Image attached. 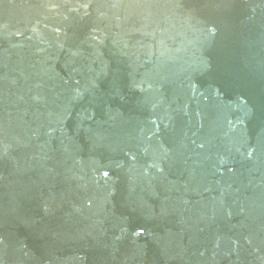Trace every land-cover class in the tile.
<instances>
[{
    "label": "bare ground",
    "instance_id": "obj_1",
    "mask_svg": "<svg viewBox=\"0 0 264 264\" xmlns=\"http://www.w3.org/2000/svg\"><path fill=\"white\" fill-rule=\"evenodd\" d=\"M190 1L193 3L197 0ZM244 3L247 6L241 13L252 14V21L240 28L222 22V32L216 38L213 37L214 40L194 41L195 48L198 44H206V51L201 57L206 59L204 64L209 71L220 74L223 85L210 87L211 76L208 72L199 77L194 71H186L193 57L190 58L185 42L193 38L197 27H188V22H184L180 25L182 29L174 34L180 38L170 46L162 45L163 51L166 48L170 50L171 56L167 57L173 60L175 72L189 73V80L192 76L201 79L199 89L190 88L182 92L180 87L175 90L170 88L161 95L160 104L151 110V114L145 109L149 104L142 101L125 108V112L117 111L114 115L118 118L108 122L98 118L92 120L86 114H76L78 119L72 121L71 115H65L70 123L55 129L56 132L35 136L27 125L23 133H11L5 140L0 137V155L4 149L11 150L10 155L17 152L12 158L0 157V207L8 208L6 198L16 202V198L25 197L22 204L28 214L33 200L42 196L44 203L42 206L37 205L41 210L56 208L58 202L60 207L68 209L70 223L81 233L77 235L73 228H67L65 218L63 223L61 219L68 214L55 216L56 228L53 226L54 221H50L46 229L47 237L43 235L41 227L33 231V239H43V245L38 240L29 244L26 226H0V264H151L156 256L158 264H264V194L261 191V187H264V0H244ZM148 13L150 17H156L150 18V23L162 25L155 12L149 9ZM113 15L108 19H113L110 26L100 18L91 23L97 39V33L103 32V27H113ZM32 17L37 19L39 15L34 12ZM192 17L196 19L198 16ZM226 18V21L230 20ZM36 30L35 33L34 29L26 32L27 37L34 36L32 42L35 46L31 43L29 47H24L26 43L8 46L10 59H4L0 54V75L7 72L10 64L11 68L21 66L23 70L16 76L7 75L4 82L16 81L18 87L8 88L6 96L12 99L14 106L0 116L18 120L26 111L31 113L29 118L36 121L40 116H45L46 106L43 107L37 98L42 93L56 99V104H61L63 109L83 110L85 107L91 114L95 110L94 103L83 100L92 99L95 92L99 94L97 87H85L80 81L84 92L94 95L88 94V98L70 91L66 96L65 93L59 94L56 83H37L33 78L52 68L61 72L60 66L65 67L62 72L67 73L70 63L75 61H78L75 63L83 71L103 79L105 95L113 91L112 87L121 93L126 91L127 84L131 85L124 72L108 73L103 64L99 62L97 65L94 56H91L93 50H88L89 47H75L49 40L44 37V29ZM18 32L25 34L22 30ZM120 32H116V36ZM140 40L137 43L149 53V58L156 57L150 47L154 42ZM126 45L123 37H119L114 44L107 45V50L110 53V46H113L117 51L115 57L130 59L145 69L164 66V62L153 59L137 61L134 54L127 52ZM218 47L221 49L217 50ZM53 57H59L60 60L55 63L60 66L53 63ZM83 71L78 70V73ZM164 79L169 82L174 80L169 75ZM52 80L56 81V78ZM25 85L28 87L25 88ZM161 90H140L139 96L161 93ZM195 91L199 92L194 94ZM177 94L180 95L177 97ZM218 94L227 95V100L217 99ZM78 98L80 101L76 104L63 105L66 101L70 103ZM96 105L100 109L105 106L100 102ZM154 117L156 122L152 121ZM169 117H173L176 127H179L176 131L178 137L182 134V127L187 131L197 129L194 139L177 138L175 143L174 139L167 137L168 142H164L154 133L140 132L145 127L157 131L166 129ZM208 124H213L212 128L217 129L210 131L205 128ZM12 144L19 147L15 148ZM209 147L213 151L209 152ZM258 152L260 157L256 156ZM224 160H236L238 171L227 168L223 164ZM62 165L66 170L79 168L84 174L81 183L83 193L78 202L75 198L79 194L70 191L77 188L72 183L73 176L61 173ZM110 170L119 175L115 176ZM52 184L58 187L56 193L52 191ZM84 188H88L86 192ZM120 189L123 193H132L134 197L124 202L123 196L118 194L117 202H122L124 208L110 210L116 191ZM218 203L220 205L217 207ZM16 206L0 212V219L11 218ZM215 207L219 211L214 210ZM225 212L233 215L235 223L228 217L219 220ZM89 213L95 216V220L86 217ZM81 214L84 216L80 219ZM38 216L41 218L40 214ZM76 216L77 221L73 219ZM199 219L204 222L202 229L196 227ZM158 220H164L173 235L158 231L160 238L152 236L150 233L155 231L154 222ZM137 225H145L148 232L140 236L136 231ZM21 230L22 235H19ZM187 232L202 238L196 239L201 240V248L210 247L209 243L215 240V249L198 251L200 247H196L195 243L183 249L182 245L195 239L190 237L186 240ZM54 233L66 240L56 239ZM89 234H92V238L86 237ZM105 235L127 239L122 238L115 246L111 243L108 246L107 237H103ZM224 237L225 242L220 245L216 238ZM153 239L159 242L155 248L151 245L156 244ZM95 251L97 253L93 255ZM109 251L110 255L107 254ZM3 257H6V261Z\"/></svg>",
    "mask_w": 264,
    "mask_h": 264
},
{
    "label": "water",
    "instance_id": "obj_2",
    "mask_svg": "<svg viewBox=\"0 0 264 264\" xmlns=\"http://www.w3.org/2000/svg\"><path fill=\"white\" fill-rule=\"evenodd\" d=\"M254 1L257 2L261 0ZM246 6L247 5L244 3V0H197L193 3L190 0H0V54L2 58L10 59L11 57L10 52L8 50V46H18L20 43H26V46L23 45L24 47H29L30 43L34 45V43L32 42V37L34 36L27 37L26 32L29 29H34L35 33L37 31V28H41L44 29L43 33L44 35H46L43 36L49 40L58 42L61 41V43L63 44H71L75 47L83 45V47H89L88 50H93V55L91 56H94L93 58L98 63L97 65H99V62L103 64V67H106L108 69L106 70V72L108 73H116L117 71L124 72L125 74H127V80L129 82H132L131 85L130 83L126 85V91L124 92L120 93L119 89L117 90V88L112 87L113 91L111 93H108L109 95H105L106 93L103 90L105 85L103 83L104 81L102 78L100 80L97 78L96 74L87 73L83 71L82 68L77 66L76 63L78 61H75L76 63H70L69 68L67 69V73L62 72L65 67L62 68L60 64L55 63L60 60L59 57H53V63L60 66L61 72H59L57 68H52L49 69L47 72L35 75L33 77L35 78L34 80H37V83L45 81H51V83H56L57 86H59L57 87V91L59 92V94L65 93L66 96H68V93L70 91L77 93L79 96L83 95L85 97H88V94H95V97H92V99L83 100L88 101L91 104L94 103L95 110H93L92 113L89 114L88 111L85 110V107H83V110H78V108L77 110H69L68 108L63 109L61 104H56V99L47 97V93H42L41 95L39 94L40 96H38L37 98L43 107L46 106V110L44 112L45 116H40L39 119H37L36 121L32 120V118H29V115L31 113H28L26 111L23 112L24 115L18 120H11L10 117V119H7L6 116H0V137L5 140L8 138L9 134L11 135V133H23L25 131L24 128L27 125L28 130L31 131L30 133L35 134V136H43L47 132H56L55 129L60 128L65 123H70L69 119L65 115H71L72 121L78 119L76 114H86L89 115L92 120L98 118L105 119L108 122L109 120L111 121L118 118L116 115H114L117 111L125 112V108L133 107L134 105L142 101H146V103L149 104V106H146L145 109L146 112H149L151 114V110L155 108L158 104H160L159 99L161 98V95H163V93L169 90L170 88H174L175 90L176 87H180L179 89L182 92H186L190 90V88L199 89L201 79H197L192 76L189 80V77L191 76L188 75L189 73L186 74L184 72L179 71L175 72L174 67L176 66L173 65V60L168 58L171 56L170 50L166 48V50L163 51L164 47L162 45L170 46L169 44L177 41V39L180 38L178 36H175L174 34L178 33L180 29H182L180 25L184 22H188V27H192L194 29H196L197 27V30L194 31L195 33L193 34V38L191 40L187 39V41L185 42L190 58L193 57L189 61V65L186 71H194V74H197L199 77H203L205 72H208L211 76V81L209 83L210 87L219 84L223 85L222 79H220V74L214 71H209L206 65L204 64L206 59L204 57H201V54L206 51V49L204 48L206 44H198V47L195 48L194 41L196 39H204V41L207 40L209 42L214 40L213 37L216 38L217 35H219L218 33L222 32V22H227L233 27L239 26L240 28L242 27V25H246V22L252 21V14L248 12L241 13L244 7L246 8ZM149 9L155 12L156 15H158L157 17L161 19V22L159 23L162 25L159 26L154 22H149L150 18H156L150 17L151 15L148 13ZM34 12L38 13L39 19H34V17H32ZM112 14H114L113 17L115 20L113 27H103V32H101L100 34L97 33V39L94 33L95 30H92L93 26L91 23L94 20H98L100 18L103 23L110 26V21L113 19H108L112 16ZM167 14L169 17L167 16ZM190 14L192 16L197 15V20L193 19ZM164 17H166L167 19ZM226 17H229L230 20L226 21ZM19 30L25 31V34H19ZM118 31L122 32H120V34L116 36L115 33ZM170 36H172V38H170ZM119 37H123V41L127 43V52H131V54H134V58L137 59V61L153 59L161 63L164 62V66L158 69H145L139 66L138 64L133 63L130 59L115 57L114 53L117 51L113 48V46H110L109 53V51L107 50V45L114 44L116 42V39H118ZM140 38V42H142V40L146 41L145 43L154 42L151 44L150 47H152V50L155 51L157 55L156 57L149 58V53L147 51H143L140 48L139 43H137L138 39ZM218 49L221 48L218 47L217 50ZM24 50L26 51L27 49ZM77 52L78 50L75 52V54ZM85 52L87 51L85 50ZM18 54L21 55L20 52ZM7 62L8 61L6 60V65ZM10 65L7 66V72L5 71L0 75V81L3 82V84L0 85V114H5V110L9 112L14 106V103L11 101L12 99L9 100L8 96H6L7 93H9L8 88L10 87L16 89V87H18L16 81L12 82L11 80H9L7 82H4L5 79H7V75L12 74L16 76L18 73H21L23 71L21 66H17V68H11ZM52 70L54 71V73L52 72ZM78 70L83 71V73H78ZM104 75L108 76L107 74ZM168 75L171 76L174 80H170L169 82L168 80L164 79V77ZM14 76H9V78ZM53 78H56V81L52 80ZM80 81L83 82V85L85 87L91 86L92 89L97 87L99 94H97V92H95L94 94H87V92H84ZM24 87L27 88L28 86L25 85ZM159 88H162L161 93L159 91L158 93H148L144 96H139L140 90L157 92ZM197 92L199 91H195L194 94H196ZM157 94L159 95L156 97ZM179 95L180 94H177L176 96L178 97ZM217 96V99H223L224 101H226L228 97L227 95L223 94H218ZM78 101H80L79 98L76 101H72L70 103H68L69 101H66V103H63V105L71 106L74 103L76 104ZM99 102L103 103L105 105L103 107L106 108H98V105H96V103ZM81 108L82 106L79 105V109ZM66 112H69V114H67ZM152 121L156 122V118L154 117ZM213 124L212 126H214ZM212 126L211 124H208L207 126H205V128H209L210 131H214L213 129H217L216 127L212 128ZM175 127V119L173 117H169V119L167 120L166 129L157 131V129L154 130L145 127L140 132L149 131V134L154 133L157 138H163L165 140L164 142H168L167 137H169L171 140L174 139L175 143L176 141H178L177 138H184L186 140L194 139L193 135L195 134V131L197 129L187 131L185 127H182V131H180L182 132V134L178 137L176 131L179 130V127H176V130H174ZM184 131H187V133H185ZM202 131H204V129H202ZM172 142L173 141H171L170 143ZM12 145L15 148L19 147L17 144ZM213 147L215 148V146ZM209 149V152L213 151L210 147ZM10 153H12L11 150L4 149L2 150L0 157L5 158L7 156H11L12 158L15 157L17 154V152L14 153V155H10ZM259 153L260 152H258V154L256 155L257 157H260ZM62 161H60V163H62ZM223 164L227 165V168H229L231 171H238V165L236 163V160H224ZM110 172L114 173L115 176L119 175L116 173V171L114 172L110 170ZM61 173L65 174L66 176H73L72 183L73 185L75 184L77 188L70 191L74 194H79V197L75 198V200L78 202L83 193V191L81 190V183L84 181V174L81 173V169L79 168L76 169L75 167H72L69 170H66L63 165L61 167ZM245 174H247V172H245ZM51 186H53L52 191L56 193L58 191V187L55 184H52ZM87 189L84 188V191L86 192ZM261 191L262 194H264V187H261ZM89 192L90 191H88L87 193ZM123 192L124 191L121 189L116 191L115 198L113 197L115 201L114 204L110 206V210L124 208L122 202H117L118 194H121L123 196V198L125 199L124 202L134 197V195L130 192ZM24 199L25 197L16 198V202H12L14 199L9 200V198H6V202L8 203L7 209L14 207L16 204L17 206L11 218L5 220L0 219V226H14L17 224L19 226H26L25 231L26 236L29 240V244L31 242L33 243V240H38L40 242V245H43L45 243L43 239H33V231L41 227L43 235L46 236V229L49 227L50 221H54L53 226L54 228H56L58 225L56 223L57 219L55 216L60 214H68V209H64L63 206L60 207L59 203L57 202L56 208L49 207V210L47 211L41 210L40 207L37 206H42V203H44L43 197L40 196L38 200H33L31 205L29 206L27 214V211L23 209L25 207V205L22 204ZM218 205L220 204L218 203L217 207ZM93 208L94 210H96L94 206ZM7 209L1 206L0 212H4ZM218 209L219 208L216 207L214 208V210L219 211ZM41 213L44 215H41ZM39 214L41 218L38 216ZM225 214L219 220H225L224 217H228L231 218L230 221L235 223L236 219L232 217L233 215L231 213L225 212ZM83 216L84 215L81 214L79 216L80 219ZM86 217L94 218L95 216H92V214L89 213ZM35 218H37V220H34ZM64 218L67 223L64 222ZM73 219L77 221V216L73 217ZM61 220H63V223L67 225V228L69 226L70 228H73V231L76 232L77 235L81 234L79 232L80 229H77V227H73L72 223H70L71 219L69 214L68 216L65 215ZM78 222H80V220ZM154 223L155 231L153 233H150L152 236L160 238L161 234H158L159 232L173 235V232L168 231L170 227H168L164 220H158ZM196 223V227H199L198 229H200L203 226L204 222L199 219V221H196ZM159 228H161V230ZM51 229H53V227H51ZM22 230L18 232L19 235H22ZM87 231L89 232V230ZM136 231L140 233V236H143L144 233L148 232L147 227H145V225H137ZM187 233L188 234L185 235L187 236L186 240L190 239V237H195V239L193 242H190L189 240L187 244L182 245L183 249H187V246L194 245L193 243H195L196 247L199 245L200 248L198 251H200V249H215V245L217 244L215 240L212 243H209L210 247L206 246V248H201L200 243H202V238L199 236H194L190 232ZM91 235L92 234H89L86 237L92 238ZM53 236L56 239L60 238L61 240H66L65 237L56 235L55 233L53 234ZM103 237H107L106 242L108 246H110V243L111 245L113 244L115 246V244L119 243L120 239L122 238L127 239V237L123 236H120L118 239L116 236H112L110 238L109 236L105 235ZM197 238L201 240H198V242L196 240ZM216 239V241L220 243V245L225 242V237L221 239ZM157 241L158 240H154L156 244L151 243L152 248L154 246H157V243H159ZM183 243L185 242H182L181 244ZM30 248L31 246L29 245L28 249ZM106 249L108 248L106 247ZM100 250L101 249L99 244V251ZM106 251L108 250H105V252ZM82 252L83 250L80 251V254H82ZM96 253L97 251H95L93 255ZM99 253H101V251ZM107 254L110 255V251ZM212 255L214 257V254ZM2 259L6 261V257H3ZM162 259L161 261L163 262ZM156 260L158 261L157 256L152 259L151 264H158L156 263ZM164 263L166 262H163L162 264Z\"/></svg>",
    "mask_w": 264,
    "mask_h": 264
}]
</instances>
